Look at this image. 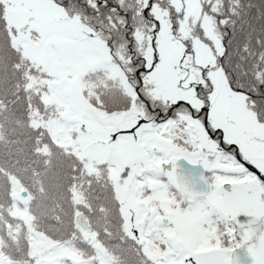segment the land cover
<instances>
[{"label":"snow or ice","instance_id":"obj_1","mask_svg":"<svg viewBox=\"0 0 264 264\" xmlns=\"http://www.w3.org/2000/svg\"><path fill=\"white\" fill-rule=\"evenodd\" d=\"M0 264H264V0H0Z\"/></svg>","mask_w":264,"mask_h":264}]
</instances>
